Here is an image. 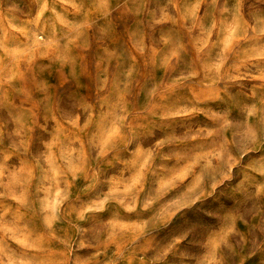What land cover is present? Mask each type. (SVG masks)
<instances>
[{"label": "clouds", "instance_id": "9594fccd", "mask_svg": "<svg viewBox=\"0 0 264 264\" xmlns=\"http://www.w3.org/2000/svg\"><path fill=\"white\" fill-rule=\"evenodd\" d=\"M169 256L264 264V0H0V264Z\"/></svg>", "mask_w": 264, "mask_h": 264}, {"label": "rangeland", "instance_id": "374dc122", "mask_svg": "<svg viewBox=\"0 0 264 264\" xmlns=\"http://www.w3.org/2000/svg\"><path fill=\"white\" fill-rule=\"evenodd\" d=\"M156 75L159 77V76L163 75V73L158 72ZM143 155H144V159L147 161L149 159V154H143ZM135 182H136V178L133 177L131 179V182L125 186L124 191L125 192L131 191L132 187H134V185H135ZM79 183L82 184L83 182L81 181ZM114 183H116L118 185L119 179L114 178ZM120 192H121V189L118 186L113 187L112 195H119ZM59 197H60V192L57 191L54 198L52 199V201L50 203V207L53 210V215L46 218L49 223H55L54 212H55V208H56L57 204L59 203ZM213 207H214V205H213ZM107 222L108 221H105V223H107ZM137 230H139V224L135 221V218H130V219H127L124 221H112L109 235L112 237L113 241H115V233L116 232L137 231ZM165 235H166V233L161 234L160 243H163ZM93 251L94 250H91V249H83V250H80V252L78 254H79V256H81L83 258H87L93 254ZM258 259L259 258L254 259L252 261H249V264H258ZM134 264H138V262H134ZM166 264H175V261L171 256H169L166 258Z\"/></svg>", "mask_w": 264, "mask_h": 264}]
</instances>
